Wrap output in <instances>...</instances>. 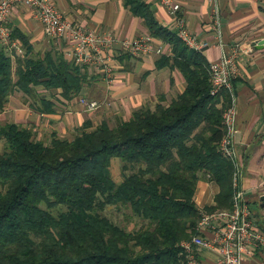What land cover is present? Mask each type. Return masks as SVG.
<instances>
[{
  "label": "trees",
  "instance_id": "obj_1",
  "mask_svg": "<svg viewBox=\"0 0 264 264\" xmlns=\"http://www.w3.org/2000/svg\"><path fill=\"white\" fill-rule=\"evenodd\" d=\"M124 3L146 20L150 35L171 44L163 63L181 71L185 88L128 120L86 122L72 139H41L16 122L0 124V264H186L180 243L197 233L202 211L233 206L235 165L218 150L229 93L211 94L206 57L161 27L146 0ZM12 38L23 53L0 44V114L15 92L52 112L37 87L67 100L82 91L90 67L55 49L33 54L16 28ZM116 157L120 183L109 173ZM203 179L219 191L201 210L194 197ZM108 206L143 223L127 229L102 213Z\"/></svg>",
  "mask_w": 264,
  "mask_h": 264
},
{
  "label": "crops",
  "instance_id": "obj_2",
  "mask_svg": "<svg viewBox=\"0 0 264 264\" xmlns=\"http://www.w3.org/2000/svg\"><path fill=\"white\" fill-rule=\"evenodd\" d=\"M63 16L73 24L94 30L110 31L115 37V58L112 60V80L107 81L101 72L90 67L82 91L72 99H65L59 90L37 87L39 97L49 98L53 111H42L39 101L26 99L15 92L0 114V124L16 122L36 132L41 139H50L53 134L72 139L86 122L92 126L103 120H128L133 110L141 107L154 108L159 102L167 103L182 93L185 79L177 67L163 63V57L173 55L171 44L155 38L162 44V53L133 57L120 53L121 40L150 34L146 20L135 15L124 0H51ZM154 20L163 28L174 32L175 19L161 0H146ZM213 8H217L220 38L217 39ZM181 10L189 29L212 45L201 53L209 61L238 48V74L233 79L234 105L237 117L236 190L242 193L241 201L249 207L251 218L264 234V0H182ZM10 28H16L27 37L33 54L43 55L48 50H59L66 59H71L69 42L48 36L42 23L31 8L17 5L12 12ZM261 40L259 47L254 43ZM220 41V42H218ZM248 46L251 49H248ZM96 99L98 109L86 111L79 97ZM48 107V106H47ZM4 148V142L0 141ZM116 159H118L116 157ZM120 183L123 179L113 175ZM122 176V172H121ZM218 186L208 180H199L195 202L203 210L215 203ZM204 211V210H203ZM213 237L211 230L203 231ZM194 262L187 264H218L216 249L193 248ZM241 264H264V244H259L241 258Z\"/></svg>",
  "mask_w": 264,
  "mask_h": 264
},
{
  "label": "built area",
  "instance_id": "obj_3",
  "mask_svg": "<svg viewBox=\"0 0 264 264\" xmlns=\"http://www.w3.org/2000/svg\"><path fill=\"white\" fill-rule=\"evenodd\" d=\"M182 0H161L175 19L174 33L189 49L202 52L212 45L209 40L202 39L192 32L181 10ZM31 8L42 23L48 36L54 39L69 42L70 57L76 65L88 66L101 72L107 81L112 80V60L115 58V37L107 30H94L82 25L73 24L66 19L51 0H0V44L6 46L10 52L23 53L20 42L12 38L10 19L13 9L17 5ZM214 24L217 39L220 38V23L217 8H213ZM220 42V41H218ZM120 53L133 57H142L152 53H162V44L155 41L150 34L121 40ZM248 49H251L248 46ZM239 49L231 53L222 54L218 59L209 61V80L211 94L219 95L227 91L230 100L222 114L224 135L219 142L218 150L225 158L235 165L233 186L236 188V147L237 117L234 105L233 79L238 74ZM79 103L84 110L93 111L99 108L100 102L80 96ZM242 193L235 190L233 206L229 210L202 211L197 224V233L189 240L182 241L180 246L188 261L194 262L193 248L216 249L219 258L218 264H241L244 253L264 244V234L258 230L255 221L251 218L249 207L241 201ZM211 230L213 237L207 238L202 232ZM195 263V262H194Z\"/></svg>",
  "mask_w": 264,
  "mask_h": 264
},
{
  "label": "rangeland",
  "instance_id": "obj_4",
  "mask_svg": "<svg viewBox=\"0 0 264 264\" xmlns=\"http://www.w3.org/2000/svg\"><path fill=\"white\" fill-rule=\"evenodd\" d=\"M112 125L115 123V120L110 121ZM2 146L0 145V150H2ZM114 161L112 163L111 169L113 172V175L117 178H121V172H122V161L118 158H113ZM103 214H106L108 217H110L112 220H114L116 223L120 224L123 227H126L127 229H133L136 227H139L143 221L139 218L132 216L129 210H126L125 208L117 209L113 206H108L105 210L102 212Z\"/></svg>",
  "mask_w": 264,
  "mask_h": 264
},
{
  "label": "water",
  "instance_id": "obj_5",
  "mask_svg": "<svg viewBox=\"0 0 264 264\" xmlns=\"http://www.w3.org/2000/svg\"><path fill=\"white\" fill-rule=\"evenodd\" d=\"M261 43H262V41L259 40V41L254 43V46L259 47ZM261 200H262L261 207L264 208V196L261 198Z\"/></svg>",
  "mask_w": 264,
  "mask_h": 264
}]
</instances>
